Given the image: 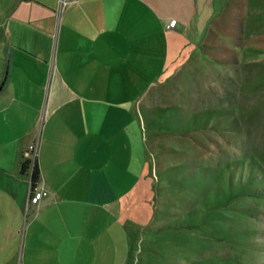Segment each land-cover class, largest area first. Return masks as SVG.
<instances>
[{"label":"rangeland","instance_id":"374dc122","mask_svg":"<svg viewBox=\"0 0 264 264\" xmlns=\"http://www.w3.org/2000/svg\"><path fill=\"white\" fill-rule=\"evenodd\" d=\"M65 5L0 0V40H56ZM215 7L200 40H178L153 75L122 76L114 84L128 89L103 94L128 104L126 141L111 142L114 156L104 158L117 185L105 197L120 205L99 222L101 252L72 264H264V0ZM46 55L53 64L54 51ZM13 165L0 153V168ZM13 182L0 180V264H28L35 209L2 202L26 195L28 176L18 171Z\"/></svg>","mask_w":264,"mask_h":264},{"label":"crops","instance_id":"0c3cea01","mask_svg":"<svg viewBox=\"0 0 264 264\" xmlns=\"http://www.w3.org/2000/svg\"><path fill=\"white\" fill-rule=\"evenodd\" d=\"M224 1L65 0L56 40H0V153L14 162L0 168L6 174L0 180L14 181L32 146L40 171L37 190L46 193L32 204L26 173V195L1 199L35 209L25 225L36 242L29 245L35 256L28 264H72V256L101 252L105 230L98 231L99 222L105 210L120 205L105 197L117 185L104 158L107 149L114 156L111 142L126 141L119 123L128 106L105 101L103 94L128 89L114 84L122 76L138 70L153 75L178 40H200L218 20L215 5ZM32 30L36 35V25ZM137 40L158 41L138 48ZM51 50L53 64L46 58Z\"/></svg>","mask_w":264,"mask_h":264},{"label":"trees","instance_id":"16d2710c","mask_svg":"<svg viewBox=\"0 0 264 264\" xmlns=\"http://www.w3.org/2000/svg\"><path fill=\"white\" fill-rule=\"evenodd\" d=\"M26 173H29V180H30V193H29V195H32L40 183V171H39V168H38V165H37L35 158L33 161H30L29 159L22 157V159L20 161V174L23 175Z\"/></svg>","mask_w":264,"mask_h":264},{"label":"built area","instance_id":"2783aa9c","mask_svg":"<svg viewBox=\"0 0 264 264\" xmlns=\"http://www.w3.org/2000/svg\"><path fill=\"white\" fill-rule=\"evenodd\" d=\"M32 150H33V147L31 146V147L29 148V150H28V153H29L30 151H32ZM43 195H44V192H43V191H39V190L36 189V192H35L34 196L30 199V202H31L32 204L37 203L38 200H39Z\"/></svg>","mask_w":264,"mask_h":264},{"label":"water","instance_id":"95a60500","mask_svg":"<svg viewBox=\"0 0 264 264\" xmlns=\"http://www.w3.org/2000/svg\"><path fill=\"white\" fill-rule=\"evenodd\" d=\"M7 72L5 71V74H6ZM6 78V76L4 77V79ZM3 84V82L1 83V85Z\"/></svg>","mask_w":264,"mask_h":264}]
</instances>
